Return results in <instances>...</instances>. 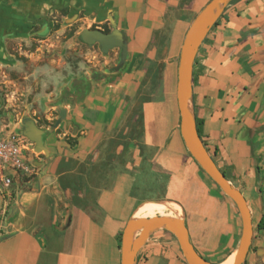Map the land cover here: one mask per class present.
Here are the masks:
<instances>
[{
  "label": "crops",
  "instance_id": "1",
  "mask_svg": "<svg viewBox=\"0 0 264 264\" xmlns=\"http://www.w3.org/2000/svg\"><path fill=\"white\" fill-rule=\"evenodd\" d=\"M187 1H192L190 6L198 2H0V33H20L48 13L68 8L72 16L82 12L90 24L107 22L112 27L114 23L121 31L128 50V60L118 72L117 82L88 83L74 90V96L66 98V117L59 124L60 131L53 128L54 123L51 127L47 125L42 128L45 131V150L38 162L37 184L13 201L10 216L0 223V264H120L116 234L133 217L140 204L152 199L138 201L125 216L128 203H124L121 198L124 196L130 200L124 194L129 187V183H125L127 174L130 171V179V175L137 172L123 170L113 180H107L104 169L106 158H98V145L104 137H111L109 134L116 126L115 115L121 103L117 100V92L130 86L145 60V54L149 55L147 48L158 47L164 59L170 60L169 65L175 63L187 29L182 18ZM191 107L195 119L201 121V139L206 149L226 178L241 191L250 209L253 232L243 264H264V229L256 228L264 215V0H232L224 6L194 58ZM144 125L147 145H159L162 134L158 132L160 126L156 120ZM68 135L77 140L72 148L66 142ZM186 154L185 151L164 154L159 162L175 174H185L188 169L199 178L200 184L212 189L198 170L191 167L190 160L193 159ZM61 160L64 161L63 166L70 167L58 173ZM96 162L98 164L94 165ZM60 175L69 181V187L61 186ZM151 179L156 184L153 175ZM161 187L165 194L154 200H171L180 204L186 218L187 210L180 194H187V181L183 185L169 181L166 187ZM203 204L197 205V208H204ZM224 205L229 206L228 224L224 228L228 234L227 237L222 234V229L220 240L213 246L222 255L218 262L235 254L240 236L234 216L229 225L230 210H233L230 201H224ZM71 226L83 235L80 248L74 246L69 249L67 243H55L58 236ZM161 230L154 232L163 234L164 239H167ZM106 234H110L113 241L109 250L102 248ZM223 237L227 242L222 249H218ZM148 240L149 237L139 249L136 264H164L156 255L159 251L155 244L161 245V242L157 239L149 243ZM165 244L172 248L168 241ZM203 251L206 254L210 250L207 248ZM167 252L173 253L171 250ZM169 258L166 264H181L175 254ZM78 260L81 263H77Z\"/></svg>",
  "mask_w": 264,
  "mask_h": 264
},
{
  "label": "rangeland",
  "instance_id": "2",
  "mask_svg": "<svg viewBox=\"0 0 264 264\" xmlns=\"http://www.w3.org/2000/svg\"><path fill=\"white\" fill-rule=\"evenodd\" d=\"M196 1L198 2L194 6H190L192 1L185 3L187 9L182 18L186 28L209 0ZM0 2L2 3V0ZM68 11V8H63L48 13L42 20L32 22L31 27L25 31L14 35L10 32L0 33V172L10 179L7 188L0 182V223L10 216L13 201L19 199L25 191L32 190L39 176L38 162L44 151L34 150V143L23 134L25 122L31 120L40 128L47 125L51 127L59 117V107L66 109V98L73 97L74 90L81 89L88 83L114 84L118 81V72L123 68L122 66L115 69L120 59V48L114 47L103 53L98 43L88 45L80 38L83 29H97L96 25L103 28L104 32H110V23L90 24L82 12L72 16ZM179 30L181 31L182 27ZM154 49L155 51H152ZM147 51L149 55L145 54V60L130 86L117 92V100L121 103L115 115L116 126L109 134L111 137H104L98 145V158H106L104 169L107 172V180H113L116 174L123 170L131 169L137 172L130 175V179V171L127 174L125 183H129V187L124 194H127L130 200L124 196L121 198L124 203H128L125 205V216L138 201L154 200L163 196L165 190L161 186L166 187L169 181L182 185L187 181L188 192L181 193L180 196L187 210L185 225L190 241L203 258L216 264L221 252L215 251L213 246L220 240L222 229L227 226L229 217V206L224 205V201H230L233 207V210H230L233 215L230 214L229 225L234 216L239 233L240 216L233 202L193 160H190L191 167L198 170L212 189L200 184L199 178L188 169L185 174H175L173 170H168L160 164L164 154L185 151L190 157L179 133V112L175 98L179 55L175 63L169 65L170 60L164 59L158 47L150 46ZM127 60L128 54L124 64ZM142 96H147L150 101L142 102ZM143 109L144 124L150 125L156 119L161 120L156 123L160 126L158 132L162 134L159 145L148 146L145 132L138 133L140 126L136 118ZM56 129L60 131L59 126ZM108 139L111 142L109 140L108 143ZM66 142L72 148L77 140L68 135ZM89 160L88 158L87 161ZM97 164L98 162L94 163ZM152 175L160 186L153 183ZM202 204L204 208L198 209L197 205ZM122 230L116 234L117 245H120ZM226 230L224 229L222 234L227 237ZM161 231L167 235V239L159 232H152L148 236L149 243L157 239L161 242V245L155 244L159 251L156 253L159 261L166 264L170 255L175 254L181 264H187L176 238L166 229ZM222 239L218 243V249H222L227 242L226 238ZM165 241L171 243L172 248L165 244ZM112 242L110 234L104 235L102 248L109 250ZM55 243H67L69 249L74 246L80 248L83 235L71 226L58 236ZM207 248L210 251L205 254L203 250ZM168 250L173 253H168ZM215 258L217 260L214 261ZM77 263H81V260Z\"/></svg>",
  "mask_w": 264,
  "mask_h": 264
},
{
  "label": "water",
  "instance_id": "3",
  "mask_svg": "<svg viewBox=\"0 0 264 264\" xmlns=\"http://www.w3.org/2000/svg\"><path fill=\"white\" fill-rule=\"evenodd\" d=\"M232 0H209L195 15L184 34L176 69L175 98L179 112V133L182 142L192 159L215 183L221 192L236 206L241 221V231L232 264H243L251 243L253 225L250 209L241 191L237 189L219 169L206 149L197 132L196 121L191 107V78L196 52L211 27L221 14L222 9ZM80 38L88 45L98 43L103 53L109 49L120 48V59L115 69L122 67L127 57V43L121 31L113 23L110 32L85 28ZM66 117V109L59 107V117L53 128L59 126ZM23 134L34 143V149L45 150L43 145L44 129L33 121L24 124ZM158 229H166L175 238L187 264H214L203 258L190 241L185 216L155 215L152 217H130L126 222L120 239V264H136L139 249L148 236ZM134 231L138 235L132 237Z\"/></svg>",
  "mask_w": 264,
  "mask_h": 264
},
{
  "label": "bare ground",
  "instance_id": "4",
  "mask_svg": "<svg viewBox=\"0 0 264 264\" xmlns=\"http://www.w3.org/2000/svg\"><path fill=\"white\" fill-rule=\"evenodd\" d=\"M183 214V209L180 204L171 200H147L144 201L136 209L133 217H152L155 215H172L181 217ZM138 235L137 231H134L132 237ZM235 254L227 257L226 259L216 263V264H232Z\"/></svg>",
  "mask_w": 264,
  "mask_h": 264
},
{
  "label": "trees",
  "instance_id": "5",
  "mask_svg": "<svg viewBox=\"0 0 264 264\" xmlns=\"http://www.w3.org/2000/svg\"><path fill=\"white\" fill-rule=\"evenodd\" d=\"M160 70V69H159ZM142 102L147 103L150 101V99L147 96H142ZM144 118H145V109L140 110L139 114L137 115V123L139 124L140 128H139V134L143 133L145 131V127H144ZM196 121V127H197V132L201 137V130H200V125H201V121L195 119ZM157 122H161V120L156 119V123ZM159 125V124H157ZM111 142V140H110ZM191 157V156H190ZM213 158V157H212ZM70 160H67V162ZM194 161V160H193ZM63 160H61L58 164V168H57V172L61 173L63 171L68 170V168L70 167V165H66L63 166ZM195 162V161H194ZM196 163V162H195ZM197 164V163H196ZM198 165V164H197ZM199 167V165H198ZM200 168V167H199ZM200 170L202 171V169L200 168ZM62 175H60V184L63 188H67L69 187V181H65L63 178H61ZM213 182V181H212ZM214 183V182H213ZM215 184V183H214ZM221 191V190H220ZM256 228L257 229H264V215H262V217L260 218V220L257 222L256 224ZM118 248H120V245L118 244Z\"/></svg>",
  "mask_w": 264,
  "mask_h": 264
},
{
  "label": "built area",
  "instance_id": "6",
  "mask_svg": "<svg viewBox=\"0 0 264 264\" xmlns=\"http://www.w3.org/2000/svg\"><path fill=\"white\" fill-rule=\"evenodd\" d=\"M0 182L4 188H7L9 186L10 179L7 175L0 172Z\"/></svg>",
  "mask_w": 264,
  "mask_h": 264
},
{
  "label": "flooded vegetation",
  "instance_id": "7",
  "mask_svg": "<svg viewBox=\"0 0 264 264\" xmlns=\"http://www.w3.org/2000/svg\"><path fill=\"white\" fill-rule=\"evenodd\" d=\"M95 28L101 30L102 32H104L103 28H101L100 26H95Z\"/></svg>",
  "mask_w": 264,
  "mask_h": 264
}]
</instances>
